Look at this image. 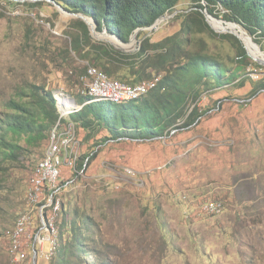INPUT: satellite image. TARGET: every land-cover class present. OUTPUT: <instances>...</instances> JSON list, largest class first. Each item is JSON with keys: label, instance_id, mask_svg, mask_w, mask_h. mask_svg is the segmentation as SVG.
Listing matches in <instances>:
<instances>
[{"label": "rangeland", "instance_id": "rangeland-1", "mask_svg": "<svg viewBox=\"0 0 264 264\" xmlns=\"http://www.w3.org/2000/svg\"><path fill=\"white\" fill-rule=\"evenodd\" d=\"M35 1L40 3L33 8L26 5ZM189 4L180 0L177 11ZM177 11L157 30L140 33L151 41L173 34ZM78 19L50 0H0V110L16 86L30 82L51 90L58 106L80 103L79 75L88 63L66 53ZM239 28L252 58L262 64L250 57L243 86L209 88L190 101L204 112L192 127L102 145V132L87 135L79 128L81 157L91 158L83 168L78 162L85 158L79 159L76 171L61 168L72 182L60 197L64 209L90 217L88 246L96 249L100 264H264V90L248 97L264 76V43ZM96 33L97 38L90 34L93 42L136 50L135 41L123 44L105 31ZM194 36L198 50L235 65L230 60L238 58L237 51L229 41L207 31ZM47 144V139L40 146L22 141L28 152L21 163L0 170V264H8L9 232L26 209L28 178ZM206 200L220 201L223 210L197 214L195 207ZM55 257H37L36 264H53Z\"/></svg>", "mask_w": 264, "mask_h": 264}, {"label": "trees", "instance_id": "trees-1", "mask_svg": "<svg viewBox=\"0 0 264 264\" xmlns=\"http://www.w3.org/2000/svg\"><path fill=\"white\" fill-rule=\"evenodd\" d=\"M50 1L69 12L91 17L97 31H106L127 42L135 29L148 27L160 15L177 11L180 0ZM189 1L186 8L175 14L179 19L176 32L151 41L150 36L139 31L136 35L140 40L139 48L131 53L118 50L110 44L91 41L85 22L81 19L74 22L79 31L70 34L66 53L71 51L84 58L88 65L98 67L109 78L136 84L151 79L153 72H163L154 89L133 100L116 103L94 101L89 95L79 93L80 103L88 101L70 115L76 122L79 139V128L87 130V135L102 132L101 142L98 143L102 145L106 141L124 138L152 139L165 135L168 131L192 127L204 112L196 104L192 106L190 101L195 102L209 88L243 86L248 79L246 66L252 64L242 44L243 42L247 47L246 42H241L231 33L215 32L207 23L203 10L217 19L228 21L223 23L209 16L210 24L217 31H233L231 28L240 31L241 26L256 43H264V0ZM39 3L26 2V5L33 8ZM205 31L229 41L235 47L238 58L230 60L235 63L233 67H229L218 56L197 49L199 43L194 35ZM253 64L260 66L255 62ZM260 90H264V76L252 85L248 97ZM235 103L241 107L247 104L246 101ZM2 106L0 170L12 162L21 163L25 152H28L23 148L22 141L27 146H40L46 139L48 142L49 131L59 118L57 100L53 92L43 84L30 82L16 86ZM74 113L75 116H72ZM90 158V154L80 157L84 160L78 162L79 168L87 165ZM57 225L60 240L53 264H100L96 249L88 246V240L91 239V220L88 215L62 206ZM61 243L63 245L60 248Z\"/></svg>", "mask_w": 264, "mask_h": 264}, {"label": "built area", "instance_id": "built-area-1", "mask_svg": "<svg viewBox=\"0 0 264 264\" xmlns=\"http://www.w3.org/2000/svg\"><path fill=\"white\" fill-rule=\"evenodd\" d=\"M161 77L162 74L154 75L151 79L127 84L109 78L96 66L88 65L79 75L82 82L79 92L89 95L94 101L107 100L115 103L128 101L154 89ZM56 100L57 104H60L59 99ZM87 102L57 105L59 118L49 131L48 144L43 156L35 163L28 178L26 209L18 214L9 232L8 264H32L33 256L35 260L37 257L49 260L57 252L59 244L57 223L63 206L60 195L72 182V179L62 173L61 168L65 166L76 171L77 161L81 157L77 125L70 115ZM195 210L199 215L218 214L223 210V204L216 200H206L199 203ZM27 259L28 263H25Z\"/></svg>", "mask_w": 264, "mask_h": 264}, {"label": "water", "instance_id": "water-1", "mask_svg": "<svg viewBox=\"0 0 264 264\" xmlns=\"http://www.w3.org/2000/svg\"><path fill=\"white\" fill-rule=\"evenodd\" d=\"M53 3L56 4L57 6H59L62 10H65L63 7H61V6L58 5L57 3H55V2H53ZM66 11H67V10H66ZM67 12H69V11H67ZM69 13H70L71 15H74L75 17H77V18L83 20V21L85 22V24L88 26V29H89L90 34H91V35H95V37H96V34H97V33H96V28H95V27H96V24H95V21H94L91 17H89V16H87V15H84V14H82V13H75V12H69ZM203 14H204L205 19H206L207 23L209 24V26H210L214 31L219 32V31H217L215 28H213L212 25H211L210 22H209L208 17H209L211 14H209L206 10H203ZM173 15H174V13H172V14L164 13V14L160 15L158 18H156V19L154 20V22H153L150 26L135 29V30L133 31V33L130 35V38H129V40H128L127 42H123V41L119 40L116 36L111 35V34H109V33H107V35L113 36L116 40H118L119 42H121V43H123V44H129V43L131 44L133 41H135V42H136V45H137V47H136L135 49L137 50V49L139 48L140 40H139V39H135V36H136L137 32H138L140 29H146V30H149V31L153 32V31L157 30V28L159 27V25H160V23H161L162 21L168 19L169 17H171V16H173ZM219 20H220V21H225V20H222V19H219ZM225 22H228V21H225ZM235 24H236V23H235ZM237 25H238V24H237ZM238 26H240V25H238ZM240 27H241V26H240ZM241 28H242V27H241ZM105 32H106V31H105ZM229 33L235 35V36L241 41V39L239 38V36H238L234 31H229ZM100 34H104V32H101ZM96 38H97V37H96ZM99 39H100V38H99ZM107 42H108V41H107ZM241 42H242V41H241ZM109 43H110V42H109ZM110 44H112V43H110ZM242 44H243V46H244V48H245V50H246L247 55H248L249 57L252 58V55L250 54L248 48L244 45L243 42H242ZM112 45H113V44H112ZM113 46H114V45H113ZM114 47H115V46H114ZM115 48H117V47H115ZM117 49H119V50H121V51H128V49H126V48H124V47H119V48H117ZM257 62H258L259 64H262L260 61H257ZM32 264H36L35 256H33Z\"/></svg>", "mask_w": 264, "mask_h": 264}, {"label": "bare ground", "instance_id": "bare-ground-1", "mask_svg": "<svg viewBox=\"0 0 264 264\" xmlns=\"http://www.w3.org/2000/svg\"><path fill=\"white\" fill-rule=\"evenodd\" d=\"M238 36L241 40L245 41L246 42V39L244 38V36L242 35L241 31H237L235 28H231ZM107 36V35H106ZM110 36V35H109ZM108 37V36H107ZM110 38L114 39L113 36H110ZM247 44V42H246ZM247 47H248V44H247ZM248 50H249V47H248ZM250 54H251V51L249 50Z\"/></svg>", "mask_w": 264, "mask_h": 264}]
</instances>
